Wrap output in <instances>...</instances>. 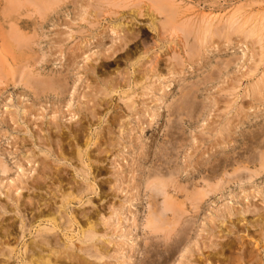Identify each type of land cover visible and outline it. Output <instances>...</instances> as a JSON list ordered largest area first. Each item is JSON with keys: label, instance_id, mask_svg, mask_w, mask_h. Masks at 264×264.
Returning a JSON list of instances; mask_svg holds the SVG:
<instances>
[{"label": "rangeland", "instance_id": "374dc122", "mask_svg": "<svg viewBox=\"0 0 264 264\" xmlns=\"http://www.w3.org/2000/svg\"><path fill=\"white\" fill-rule=\"evenodd\" d=\"M191 96L198 112L171 128L172 106ZM261 129L264 0H0V264L10 254L8 264H21L24 245L37 239L32 216L47 209L62 230L48 236L67 234L91 264H159L167 253L146 227L150 172L177 168L183 190L169 192L185 202L222 160L225 178L245 177L195 210L183 206L195 222L187 257L210 253L220 222L234 230L233 245L214 264L261 259L264 220H255L264 219V171L249 179L258 162L235 173L231 161L259 152L252 138ZM87 220L95 237L81 244ZM234 235L250 242L245 255ZM95 247L101 260L85 253ZM181 253L165 264L185 262Z\"/></svg>", "mask_w": 264, "mask_h": 264}, {"label": "bare ground", "instance_id": "6f19581e", "mask_svg": "<svg viewBox=\"0 0 264 264\" xmlns=\"http://www.w3.org/2000/svg\"><path fill=\"white\" fill-rule=\"evenodd\" d=\"M13 4H14V1H13ZM18 7H20V6H18ZM14 24H16V23H14ZM14 24H12V26ZM20 37L21 36L19 35V36H16L15 38L20 40V39H22ZM12 44H13V42H12ZM28 76H29V74H28ZM25 77H27V75L26 76L24 75V78ZM25 79L27 80L28 78H25ZM53 79H54V77H53ZM28 82H30V81H28ZM59 82L51 81V83L49 84V87L51 89H53L55 92L56 91L61 92L63 88L61 87V84H60L61 82L60 83ZM30 84L32 85V83H30ZM32 86H35V85H32ZM40 86L42 88L44 85H40ZM46 88H47V86H46ZM188 92H190V91H188ZM186 94H187V92H186ZM193 97L192 96L188 97V98L183 97V100H181L179 103H177V104L174 103V105L172 106V111H171V113L174 115V120L172 122L171 128L178 130L177 125H178L179 119H181L182 117L184 118L185 116L188 117V116H192V115L196 114V113L194 114V112H195V110L197 111L198 108H197L196 102L192 99ZM177 130H175V131H177ZM263 136H264L263 130H262V132L258 131V132L253 134L252 143H255L256 145H258V147H260L259 152L256 151L257 154H254L252 156L249 155L250 157H248L247 160L246 159L243 160L241 157L234 158L233 160H231L232 164H238V168L236 167V169L234 170L235 173H236V171L241 169L239 167L244 165L243 163H247V165H248L251 163L256 164L257 162H258L257 164H259V168L251 171V174L249 175V179L252 178L253 175L259 174L260 171H264V150H263L264 149V138H263ZM261 138H263V140H260ZM173 140H174V142H173ZM169 141L171 142L172 149H174L175 148V137H174V133L172 131H171V139ZM258 147H256V148H258ZM82 150H84V149H82ZM78 153H79V155L82 154V153H80V151ZM227 157H229V156H227ZM257 164H256V166H257ZM84 165L89 167V169L91 170V166L88 163L87 164L84 163ZM247 165H245L243 168H248V167H246ZM169 166H170V164H169ZM227 166H228V163H226V161H223V160L218 161V163L215 164L214 166H210V168L208 169V174L204 177V180L206 181V183H205L206 185L202 186V188L200 190L193 191V193L191 194L192 196H188L186 198L187 200H185V202H183V201L177 202L178 200H176L174 198V196L170 193L171 191L169 192V187L171 188V190L174 187L173 189L175 191H179L181 189L183 190V188L180 189L179 187H177L174 184L175 179H176L175 174L178 173L177 168L170 169V170L168 169V171H164L162 168L157 167L155 170L150 172V177H152V179H151L150 183H148V188L151 191V195H150L151 210L149 211L150 213L148 212L149 215H148L146 227H147V229H149L150 233H154V232L158 233L157 236L153 235V236L149 237V239H151V241H152L154 238H156V239L161 238L160 240L162 241V245L161 244L160 245L163 247V251L167 253V255L165 254L166 256H164V254L162 255V256H164V258L160 263L158 262L159 264L167 263V261H169L168 257L175 251H178V253H180L182 251V253L180 254L181 258H184V257L188 258L187 255L189 253H190L191 257L193 256V249L188 248V247L184 249V247H185L184 245H185L186 241L189 240V236H190L191 231L193 230L195 222H194V220L185 217V214L187 211H186V208H184L183 206L184 205L188 206L187 203L189 202V206H190L191 210H193V209L195 210L198 208L197 206L200 204L199 202L204 200L210 193L224 188L225 185H228L227 183L234 181L235 179L237 180V182L243 181V178L245 176H242L241 174L240 175L236 174L237 175L236 176L234 173L235 176L233 178H225L224 175L227 174ZM232 166L234 167V165H232ZM250 166H252V165H250ZM211 181H213V182H211ZM93 185L90 184L88 186L91 188ZM178 188H179V190H178ZM174 190H172V192ZM72 193L73 192L69 193L68 195H72ZM159 195H161L163 197V200L161 203L156 198ZM191 200H192V202H191ZM72 213L73 212L66 214L67 219L69 220V224H70V226L71 225H77L78 226L79 222L77 220V216L72 214ZM81 213L83 214L84 217H86L84 211H81ZM58 217L59 216L56 213V211L53 212L50 209H47L46 211H40L36 216H32V220L34 221V223H39L37 226V230H36L37 233L35 232L37 234V239L33 240L29 244H27V242L25 245L23 244L24 245V254H26V257H22V255L20 254L21 264H65L66 262H69V264H75V263H72L70 260H76L75 262H78V264H89L90 263L89 260H87L85 257H83L84 254L82 256H80L78 253L75 252L76 249H77V251H83V248H81L82 246H79L78 248H73L76 246L74 245L73 241L66 236L67 234L65 235V233H63L62 238L56 239V242H54L52 240L51 236H48V233L49 234H51V233L57 234L59 231H62L61 228L59 227ZM263 220H264L263 217H258V219L255 220V222L257 223L258 221H263ZM87 221H88L87 227L79 229V232H78L79 236L77 237V240L79 242H81V244H84L86 241H91L95 237V226L90 220H87ZM217 228L219 229L217 236L212 235V237H215V239H219V240L211 241L209 245H206V248L207 247L211 248L209 254L202 257L201 256L203 254V251H202L201 255L199 257L192 259V261L190 258H188V259H186L185 262L182 260H179L178 264H180V262H182L181 264H214V263L219 262L220 258L218 257V254L220 253V251L223 252L226 247L230 248L233 245V240H230L231 239L230 236L234 234V230L231 228L223 230V228H224L223 224L220 222H219V225L217 226ZM214 229H213V231H214ZM44 233H47V234H44ZM159 234H161V235H159ZM258 234H259V237L256 240V242L264 239V226H261V230ZM223 238H226V240L225 241L221 240ZM235 240H236V244L239 243L242 246L241 249L243 250V254H244L245 251H247V247L249 246L250 242H247L244 245L245 237L238 236V235L235 236ZM253 244H252V246H253ZM150 246H152V244ZM94 249L96 251L95 253L92 250L90 251L91 253L87 252L88 250L85 253H87L89 255V257L95 258L97 260H101L102 257L98 253V250H97L100 248L95 247ZM156 249H158V248L156 247ZM258 249H259V246H258ZM152 250L153 249H151V251ZM195 250L196 249H194V251ZM11 251L13 253L15 251V249H12ZM250 252H251V250L249 251V253ZM157 253L158 252H156L154 255L156 256ZM238 254H239V252H238ZM253 255H250V256H253ZM158 256H159V254H158ZM5 257L6 258L3 260V264H8L9 260L12 258V255L11 254L6 255ZM258 257L255 259V262H254L255 257L253 258V260L248 261V264H251V263L255 264L256 261H257L256 264H264V261H263L264 257L262 256L261 259ZM153 258H155V257H153ZM156 260H158V259H156ZM231 262H232V260H231ZM220 263L225 264V263H223V261ZM153 264H155V263H153Z\"/></svg>", "mask_w": 264, "mask_h": 264}]
</instances>
